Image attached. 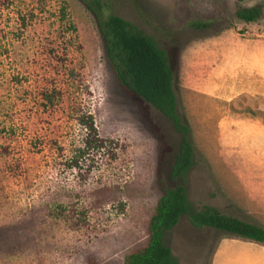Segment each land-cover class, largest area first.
I'll use <instances>...</instances> for the list:
<instances>
[{
    "label": "rangeland",
    "instance_id": "374dc122",
    "mask_svg": "<svg viewBox=\"0 0 264 264\" xmlns=\"http://www.w3.org/2000/svg\"><path fill=\"white\" fill-rule=\"evenodd\" d=\"M104 5L169 58L194 146L189 202L251 220L227 208L234 187L225 185L264 178V15L237 21L235 0ZM208 19L210 29L189 27ZM88 115L101 148L85 145ZM178 141L163 115L118 85L79 0H0V264H123L146 241ZM169 246L177 264H264V244L185 215Z\"/></svg>",
    "mask_w": 264,
    "mask_h": 264
},
{
    "label": "trees",
    "instance_id": "16d2710c",
    "mask_svg": "<svg viewBox=\"0 0 264 264\" xmlns=\"http://www.w3.org/2000/svg\"><path fill=\"white\" fill-rule=\"evenodd\" d=\"M91 13L101 41L106 63L118 85L155 108L179 135L168 178L170 185L159 179L161 194L157 198L147 224V238L143 245L130 249L123 264H177L169 246V236L181 216L190 225L208 227L227 237L264 244V226L251 220L221 213L216 207L203 204L193 206L187 197V175L195 164L190 127L179 114L173 89V71L166 52L132 22L106 12L104 0H79ZM253 0H235L234 17L242 23H256L263 18L262 2L246 5ZM214 20L192 21V29H210ZM80 124L86 130L85 145L103 147L92 117L84 116Z\"/></svg>",
    "mask_w": 264,
    "mask_h": 264
},
{
    "label": "crops",
    "instance_id": "0c3cea01",
    "mask_svg": "<svg viewBox=\"0 0 264 264\" xmlns=\"http://www.w3.org/2000/svg\"><path fill=\"white\" fill-rule=\"evenodd\" d=\"M225 186L234 187V189L226 190L229 199L227 202V208L229 210L244 212L246 215L251 216V221H255L264 226V178H239L229 182V184H226ZM221 213L248 221L239 215L224 212ZM224 252L231 254L233 250L226 248L224 249Z\"/></svg>",
    "mask_w": 264,
    "mask_h": 264
}]
</instances>
